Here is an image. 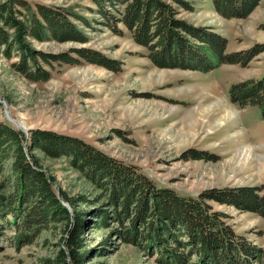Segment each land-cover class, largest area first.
I'll return each mask as SVG.
<instances>
[{
	"label": "rangeland",
	"instance_id": "374dc122",
	"mask_svg": "<svg viewBox=\"0 0 264 264\" xmlns=\"http://www.w3.org/2000/svg\"><path fill=\"white\" fill-rule=\"evenodd\" d=\"M5 1L10 0L0 3ZM21 1L34 9L41 4L74 14L70 22L85 40H31L36 50L54 55L95 51L113 61L116 69L88 58L56 67L42 63L50 78L34 82L11 69L19 61L17 52L9 59L0 48V122L19 129L15 120L26 134L43 130L78 138L182 197L240 188L263 190L264 195V119L258 108L243 109L229 97L233 84L264 77V53L247 67L225 64L208 73L162 68L149 59V51L133 40L121 22L124 6L99 5L94 0ZM182 1L189 9L174 4L177 18L226 39L227 54L264 45V0L241 19L224 18L212 0ZM205 107L213 112L200 117L199 111ZM228 113L235 116L232 122L224 120ZM197 154L202 158H195ZM37 156L55 178L57 192L60 188L91 202V206L81 205L79 211L86 222H93L96 208L108 204L96 199L103 197V191H96L69 166L67 158ZM6 177L0 174V184ZM7 187L12 190L10 184ZM207 203L213 212L227 216L226 223L238 236L264 247V217L214 200ZM0 228V264H43L54 255L58 240L54 230L42 233L36 244L17 250L14 228L2 221ZM116 229L121 228L111 222L109 227L85 235V264H163L162 249L125 244ZM195 262L194 258L189 264Z\"/></svg>",
	"mask_w": 264,
	"mask_h": 264
},
{
	"label": "trees",
	"instance_id": "16d2710c",
	"mask_svg": "<svg viewBox=\"0 0 264 264\" xmlns=\"http://www.w3.org/2000/svg\"><path fill=\"white\" fill-rule=\"evenodd\" d=\"M94 1L99 5L110 2L124 6L121 22L133 40L149 51V59L162 68L208 73L225 64L247 67L264 53V45H256L244 52L227 54L226 39L177 18L174 4L189 9L182 0ZM212 2L216 12L224 18L241 19L247 18L260 0ZM18 6L20 9L17 10ZM73 15L62 8L41 4L34 9L21 0L1 2L2 54L9 59L15 51L19 55V61L12 64L11 69L34 82L49 80L50 72L43 64L47 67L74 65L80 58L116 69L113 61L95 51L74 50L54 55L32 46L31 40H67L64 37L85 42L70 22ZM229 97L233 104L243 109L258 108L264 119V77L233 84L229 88ZM39 153L48 159L67 158L69 166L87 179L96 191H103V197L96 199L108 204L96 208L93 222H86L79 211L81 205L91 202L60 188L58 193L56 180L41 165ZM0 174L7 175L0 184V221L7 222L17 232L15 248L20 250L36 244L44 232L54 230L57 233L54 255L44 259L43 264H85L88 256L85 235L93 229L107 228L111 222L120 226L121 229L115 231L125 244L150 247L152 251L162 249L160 259L163 264H189L194 258V264H264V247L238 236L226 223L227 216L213 212L207 203L214 200L264 217L263 190H214L197 197H182L173 190L158 187L134 167L105 155L78 138L43 130H30L26 134L2 122ZM8 184L12 190L7 189Z\"/></svg>",
	"mask_w": 264,
	"mask_h": 264
},
{
	"label": "bare ground",
	"instance_id": "6f19581e",
	"mask_svg": "<svg viewBox=\"0 0 264 264\" xmlns=\"http://www.w3.org/2000/svg\"><path fill=\"white\" fill-rule=\"evenodd\" d=\"M213 112V109L211 108V107H205V108H203V109H201L200 111H199V113H200V117L201 116H207V115H209V114H211ZM202 114V115H201ZM235 119V116L233 115V113H228V115L225 117V121L226 122H232L233 120ZM248 153V152H247Z\"/></svg>",
	"mask_w": 264,
	"mask_h": 264
},
{
	"label": "water",
	"instance_id": "95a60500",
	"mask_svg": "<svg viewBox=\"0 0 264 264\" xmlns=\"http://www.w3.org/2000/svg\"><path fill=\"white\" fill-rule=\"evenodd\" d=\"M6 114H7V116H9V118H11L7 107H6ZM13 122H14V124H16L18 126V128L20 130H22L24 133H27V131H25V128L22 125H20L19 123H17V121L13 120Z\"/></svg>",
	"mask_w": 264,
	"mask_h": 264
}]
</instances>
